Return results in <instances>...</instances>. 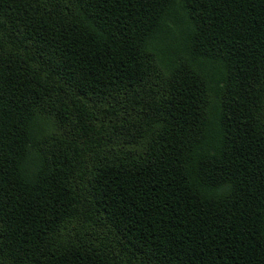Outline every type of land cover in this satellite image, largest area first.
Wrapping results in <instances>:
<instances>
[{
  "label": "trees",
  "instance_id": "1",
  "mask_svg": "<svg viewBox=\"0 0 264 264\" xmlns=\"http://www.w3.org/2000/svg\"><path fill=\"white\" fill-rule=\"evenodd\" d=\"M0 264H264V0H0Z\"/></svg>",
  "mask_w": 264,
  "mask_h": 264
}]
</instances>
